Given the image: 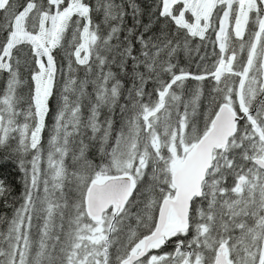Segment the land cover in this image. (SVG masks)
<instances>
[{"label":"snow or ice","instance_id":"obj_1","mask_svg":"<svg viewBox=\"0 0 264 264\" xmlns=\"http://www.w3.org/2000/svg\"><path fill=\"white\" fill-rule=\"evenodd\" d=\"M9 164L0 264H264V0H0Z\"/></svg>","mask_w":264,"mask_h":264},{"label":"trees","instance_id":"obj_2","mask_svg":"<svg viewBox=\"0 0 264 264\" xmlns=\"http://www.w3.org/2000/svg\"><path fill=\"white\" fill-rule=\"evenodd\" d=\"M138 2H142V4H146L148 0H138ZM203 51V50H202ZM180 63L181 65H185V59L183 56V53H180ZM195 66L193 65V69ZM80 75H83V72L81 71ZM44 142L46 144L47 142V133L44 134ZM0 176L7 177V179L14 183L16 188V194H19L20 185L18 183V178L16 176V169L9 164L7 167H5L2 172H0ZM0 211H4V209L0 208Z\"/></svg>","mask_w":264,"mask_h":264}]
</instances>
